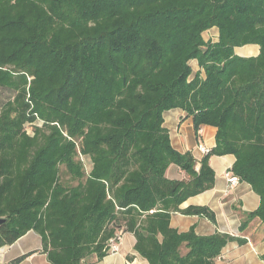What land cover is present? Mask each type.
I'll return each instance as SVG.
<instances>
[{"label": "trees", "instance_id": "trees-1", "mask_svg": "<svg viewBox=\"0 0 264 264\" xmlns=\"http://www.w3.org/2000/svg\"><path fill=\"white\" fill-rule=\"evenodd\" d=\"M246 46L260 54L236 55ZM0 88L15 93L0 108V249L34 231L51 264H92L123 232L149 264H217L245 241L170 225L216 223L181 209L214 188L213 156H234L261 198L241 231L264 222V0H0ZM174 109L217 129L198 171L164 127ZM172 165L187 178L168 179Z\"/></svg>", "mask_w": 264, "mask_h": 264}, {"label": "crops", "instance_id": "crops-1", "mask_svg": "<svg viewBox=\"0 0 264 264\" xmlns=\"http://www.w3.org/2000/svg\"><path fill=\"white\" fill-rule=\"evenodd\" d=\"M216 34L214 42L218 41V30ZM235 53L240 57H257L260 47L236 48ZM191 66L194 75L201 71L197 61H192ZM163 118L172 147L182 154L191 153L198 161L196 168H200L199 162L206 154L199 151L198 144L203 143L209 152L212 151L216 147L217 129L204 126L196 132L192 117L181 109L167 111ZM235 161V157L231 155L211 157L209 163L215 172L214 188L190 198L181 206V209L207 207L215 213L216 223L204 217L175 213L170 225L180 233H187L194 228L199 236L221 233L245 241L244 244L238 241L228 243L218 257L217 264H264V222L258 218L250 219L246 229L241 231V225L246 220L245 214L255 212L260 207L261 198L251 185L240 180L236 187L230 188L227 175L232 174ZM91 168L92 164L89 162L87 169L90 171ZM167 178L184 180L187 177L177 166L172 165L168 168ZM136 244L135 235L126 233L118 254L108 255L102 261H97L95 257L90 261L92 264H149L136 252ZM22 256L27 257L20 264H51L43 252L42 237L34 231H30L13 245L0 249V264H9Z\"/></svg>", "mask_w": 264, "mask_h": 264}, {"label": "built area", "instance_id": "built-area-1", "mask_svg": "<svg viewBox=\"0 0 264 264\" xmlns=\"http://www.w3.org/2000/svg\"><path fill=\"white\" fill-rule=\"evenodd\" d=\"M29 133H31V132L29 131ZM198 149L203 154L209 153V150L206 148V146L203 143L198 144ZM196 170L198 171L199 168L197 167ZM227 178H228L230 188H234V187H236V185H238V183H239L238 177L234 176L233 174H228ZM124 235L125 234L123 232H119L118 234H116V236L114 238H112L109 241V243H108V248H109L108 254L109 255H115V254L119 253L120 245L123 242Z\"/></svg>", "mask_w": 264, "mask_h": 264}, {"label": "rangeland", "instance_id": "rangeland-1", "mask_svg": "<svg viewBox=\"0 0 264 264\" xmlns=\"http://www.w3.org/2000/svg\"><path fill=\"white\" fill-rule=\"evenodd\" d=\"M217 29H211L210 31L206 32L204 34L205 39L208 40H213L216 38ZM15 96V93H13L10 90L0 88V108L4 106L8 101L12 100ZM31 132V130H29ZM86 165H89L88 160L85 159Z\"/></svg>", "mask_w": 264, "mask_h": 264}, {"label": "water", "instance_id": "water-1", "mask_svg": "<svg viewBox=\"0 0 264 264\" xmlns=\"http://www.w3.org/2000/svg\"><path fill=\"white\" fill-rule=\"evenodd\" d=\"M3 222H5V220H3V219H0V224H2Z\"/></svg>", "mask_w": 264, "mask_h": 264}]
</instances>
